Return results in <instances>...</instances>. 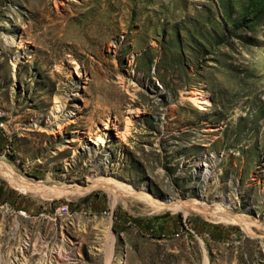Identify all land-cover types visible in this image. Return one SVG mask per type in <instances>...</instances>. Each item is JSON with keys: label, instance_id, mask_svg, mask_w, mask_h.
Instances as JSON below:
<instances>
[{"label": "rangeland", "instance_id": "rangeland-1", "mask_svg": "<svg viewBox=\"0 0 264 264\" xmlns=\"http://www.w3.org/2000/svg\"><path fill=\"white\" fill-rule=\"evenodd\" d=\"M0 111V264H264V0H0Z\"/></svg>", "mask_w": 264, "mask_h": 264}, {"label": "bare ground", "instance_id": "bare-ground-1", "mask_svg": "<svg viewBox=\"0 0 264 264\" xmlns=\"http://www.w3.org/2000/svg\"><path fill=\"white\" fill-rule=\"evenodd\" d=\"M119 83H120V85L123 87V89H125V90H128V88H129V83H126V81L124 80V79H122V78H119ZM200 101H204L203 99H201ZM55 103H57L50 111H49V114H53L54 113V110L60 105V103L62 102V100L60 99V97L59 96H55V101H54ZM200 107H202L203 109L205 108V106H200ZM137 111V110H136ZM131 113V112H130ZM3 113L0 111V117H1V115H2ZM128 117V116H127ZM129 118V117H128ZM128 118H127V120H128ZM130 123V122H129ZM125 126H127L128 127V125H125ZM128 129V128H127ZM123 132H125V131H123ZM117 133V135L116 136H123L124 134L122 133V132H120V131H117L116 132ZM118 136V137H119ZM92 141V140H91ZM49 176V174H47V177ZM107 184H106V182H103V181H99V180H97V178L96 177H92V178H90V180H88V182H87V184H86V186L85 187H97V186H103L104 188H106V189H108L107 188V186H106ZM83 186H80V188H82ZM23 189V188H22ZM24 190V189H23ZM164 203L166 204V205H168V206H174V207H178V208H183L185 211H187V210H189L190 209V207H191V203H189V202H187V201H184V200H178V199H167L166 201H164ZM194 205V204H193ZM68 212V210L67 211H60V213H67ZM110 237V235H109V230L107 229V231H106V238L108 239ZM63 243V242H62ZM59 247H61L62 248V245L60 246V245H58ZM108 247H107V250H109L110 251V249H111V245L109 244V245H107ZM8 264V263H7Z\"/></svg>", "mask_w": 264, "mask_h": 264}, {"label": "built area", "instance_id": "built-area-1", "mask_svg": "<svg viewBox=\"0 0 264 264\" xmlns=\"http://www.w3.org/2000/svg\"><path fill=\"white\" fill-rule=\"evenodd\" d=\"M4 127L8 128V129H7L8 132H11V130L14 131V129H11V130H10L9 127L4 126V117H0V128H4ZM6 128H5V129H6ZM67 210H68V204H62V205H59V206L56 208V213H57L58 215H60V211H67Z\"/></svg>", "mask_w": 264, "mask_h": 264}]
</instances>
